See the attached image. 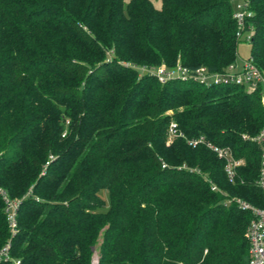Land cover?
Returning a JSON list of instances; mask_svg holds the SVG:
<instances>
[{
  "label": "trees",
  "instance_id": "trees-1",
  "mask_svg": "<svg viewBox=\"0 0 264 264\" xmlns=\"http://www.w3.org/2000/svg\"><path fill=\"white\" fill-rule=\"evenodd\" d=\"M251 10L264 74V0ZM233 12L232 0H0V187L19 202L12 235L0 196V249L11 242L20 264H248L252 214L234 201L264 208L260 94L147 71L237 64ZM200 138L245 161L236 183L189 145Z\"/></svg>",
  "mask_w": 264,
  "mask_h": 264
},
{
  "label": "built area",
  "instance_id": "built-area-1",
  "mask_svg": "<svg viewBox=\"0 0 264 264\" xmlns=\"http://www.w3.org/2000/svg\"><path fill=\"white\" fill-rule=\"evenodd\" d=\"M234 4L233 19L237 24V38L241 42L249 43L252 41L254 28L248 25V20L253 16L251 10V0H232ZM150 74L157 77L160 83L165 84L170 80H181L182 82L195 81L207 86H226L237 85L244 86L249 93H259L260 102L264 108V74L257 67L251 58L244 60L242 65L238 67V63L231 65L225 72L210 73L206 68H201L197 71H189L187 68L178 66L176 69H167L166 66H161L154 70H147ZM178 125L171 124V138H185L183 134L178 133ZM244 139H248L244 136ZM252 141L261 149V170L258 181L264 196V127L261 132ZM189 145L197 147L205 145L215 155L225 163V172L230 183H236L238 179V171L245 161L237 159L233 151L229 148H221L214 144L208 143L204 138L189 140ZM217 191L216 187L212 188ZM0 196L6 204L7 219L12 235H15L18 230L17 226V211L19 207L18 201H13L9 198L8 193L0 187ZM242 210L249 211L252 214L247 230V239L249 242V261L248 264H264V208H257L249 203L237 199L234 201ZM14 262L20 264V261L14 260L11 256V242H8L0 249V264Z\"/></svg>",
  "mask_w": 264,
  "mask_h": 264
},
{
  "label": "rangeland",
  "instance_id": "rangeland-1",
  "mask_svg": "<svg viewBox=\"0 0 264 264\" xmlns=\"http://www.w3.org/2000/svg\"><path fill=\"white\" fill-rule=\"evenodd\" d=\"M129 0H125V2L128 3ZM155 6L157 8L161 7V3L160 2H154ZM234 6V4H233ZM251 55V45L249 43L246 42H241L238 46V58H237V63H238V67L242 65V62L244 60H247L250 58ZM170 115H172V113H170ZM170 143V141H169ZM105 197L106 202H109L108 196L107 194L103 195ZM97 256V254H95V257Z\"/></svg>",
  "mask_w": 264,
  "mask_h": 264
},
{
  "label": "water",
  "instance_id": "water-1",
  "mask_svg": "<svg viewBox=\"0 0 264 264\" xmlns=\"http://www.w3.org/2000/svg\"><path fill=\"white\" fill-rule=\"evenodd\" d=\"M93 264H99V257L98 256H94V259H93Z\"/></svg>",
  "mask_w": 264,
  "mask_h": 264
}]
</instances>
